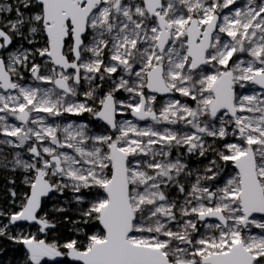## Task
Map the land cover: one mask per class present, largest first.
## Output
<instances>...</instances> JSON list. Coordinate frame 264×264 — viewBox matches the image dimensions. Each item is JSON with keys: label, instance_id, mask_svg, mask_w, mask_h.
<instances>
[{"label": "snow or ice", "instance_id": "1", "mask_svg": "<svg viewBox=\"0 0 264 264\" xmlns=\"http://www.w3.org/2000/svg\"><path fill=\"white\" fill-rule=\"evenodd\" d=\"M0 264H264V0H0Z\"/></svg>", "mask_w": 264, "mask_h": 264}]
</instances>
